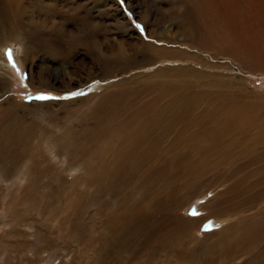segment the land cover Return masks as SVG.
Instances as JSON below:
<instances>
[{
  "label": "rangeland",
  "instance_id": "1",
  "mask_svg": "<svg viewBox=\"0 0 264 264\" xmlns=\"http://www.w3.org/2000/svg\"><path fill=\"white\" fill-rule=\"evenodd\" d=\"M26 2L29 14L26 12L23 23L28 25L27 28L33 29L31 32L35 36L43 33L40 34L42 41L61 40L65 43L64 50L68 56L63 60L55 59L41 47L27 56L34 37H23L22 40L18 33L7 36L1 32L0 264H243L246 258L261 254L264 250L262 237L242 249L232 248L228 252H210L206 243L215 239L218 231H226L235 225L242 216L247 219L255 211L264 210V193H257L260 188H264V143L259 144L262 148L259 147L253 154L247 152L240 156L239 162L224 165L223 170L210 178L199 180L189 191L185 192L183 189L179 196L175 195L173 202L168 199L165 191L160 190L162 177L158 176L152 191L159 192L158 203L166 199L167 205L158 206L161 209L155 206L147 212L149 217L145 221L137 222L124 233H111L104 222L105 217H108L104 214L105 211L117 208L122 202V196H113L107 189L97 194L81 177L87 171L86 165L96 164L98 154L101 153V158L105 159L101 152L105 142L86 144L91 134L89 131L95 128L91 127L95 119L94 108L106 103L103 95L126 89L125 99L118 106L124 116L154 100L156 103L153 111L158 112L162 122L153 133L158 134L169 128L166 141L162 138L159 142L163 147L161 149L173 143L176 147L173 146L171 153L181 156L185 164L199 156L197 143L205 141L203 136L209 131L188 122L189 116L182 118L183 122H180L172 111L162 108L166 102L178 96L194 104L198 121L213 118L217 121V126L221 127L232 121L231 116L235 111L233 108L237 109V105L230 108L219 106L220 92L231 91L251 102L254 99H264V0H238L236 12L239 28L244 29V35L251 32L247 40L243 37L249 47L247 54L238 55L232 50L213 47L207 43L205 45L199 40L189 42L191 46L183 45L180 25L184 23L182 14L186 9L178 0ZM197 23L200 24L201 20ZM166 24L167 30L164 28ZM90 45L107 53H116L122 47L126 53L123 54V64L107 73L103 64H99L88 52ZM156 46L167 47L169 50L183 49L190 60H183V57L170 58L167 55L154 58L150 48ZM137 49L139 51L134 54ZM8 50H11V57ZM229 55H237V62L231 60ZM181 67L195 68L201 74L219 76L221 79L231 80L235 85L229 88L227 84L210 86L192 83L191 88L186 89L181 81L183 72L178 71ZM170 72L175 74L170 75ZM42 75L48 77L46 84H43ZM186 77L198 81V78L190 74ZM168 83L178 86L168 87ZM41 96L47 98L41 99ZM173 106L176 109V104ZM250 110L245 123L247 125L244 124L242 129L240 125H232L224 131L222 136L226 143L240 138L245 130V139L257 135L261 137L259 142L262 143L264 108L253 106ZM194 128L202 129V132L197 133L199 131ZM190 136H194L193 139H189ZM175 141L180 143L179 146ZM161 149L157 152L162 151ZM180 151H183L182 155ZM157 161H162L160 163L164 165L173 159L165 156ZM245 162L248 164L243 165ZM172 168L167 164L165 173L170 178L175 176L176 184L188 180V176L178 173L180 169ZM171 170L175 173L172 174ZM135 178L138 181L136 186H140L139 176ZM116 179L121 192L132 193L135 180L126 183L119 177ZM242 180L251 181L252 188L249 191L252 193H244L239 201L238 197L230 199L234 202L228 200L225 203L223 199L220 209L208 204L215 194L217 196V193L225 192L226 187L228 191L221 197L232 196L240 191ZM90 192L91 199L84 201ZM138 195L137 193L136 196ZM244 198L248 203L247 207L241 205L243 209L240 211V207H237V211L234 203L241 202ZM106 200L107 205L102 202ZM117 200L120 201L116 204ZM81 201L85 203L80 204ZM177 205L181 207L178 212ZM251 205H256L257 209ZM243 210L248 212L243 214ZM184 216L191 219V223L196 216L202 217L199 223L191 224L194 227L180 232L187 228L181 227L183 222L180 220ZM77 224L81 226L78 230L75 229ZM263 233L264 230L259 236ZM235 239L234 236L232 240Z\"/></svg>",
  "mask_w": 264,
  "mask_h": 264
},
{
  "label": "bare ground",
  "instance_id": "2",
  "mask_svg": "<svg viewBox=\"0 0 264 264\" xmlns=\"http://www.w3.org/2000/svg\"><path fill=\"white\" fill-rule=\"evenodd\" d=\"M26 1L27 0H0V36H1V32H4V34H6L7 36L12 35L13 33L14 34L18 33L20 39L22 40H24L23 37L27 38L28 36L29 37L32 36L35 38L33 39L35 41L32 40L33 43H31V46L27 50L28 51L27 56L32 55V52H34L36 48L39 49L41 47L43 49H46L48 55L51 54V56L55 59H59V60L66 59L68 56V53H66L64 50L65 43L63 44L61 40H58V39L50 40V42L49 41L46 42L45 40L42 41L40 38V34H43V33H40L39 36H35V34L31 32L33 31V29L27 28L28 25L23 23V19L27 15L28 7H29V5L27 4L28 2ZM178 1H180V3L182 4V7L183 8L185 7L186 9V12L182 14L183 18L185 19L184 23L180 25L182 35L179 34L180 36H183V39L181 40V43L183 45L191 46L189 42H192V41L196 42L197 40H199L200 42H203L205 45L207 43L213 47H220L222 49L232 50L237 55L247 54V49L249 47L248 45L245 44V41L250 36L248 34H250L251 32L248 33L247 35H244L245 34L244 29L239 28V23L237 22L238 15L236 12V6L238 3V0H178ZM242 18H243L242 20L245 22V18L244 17ZM199 20H201L200 24L197 23ZM246 22H247L246 25H248L249 21L247 20ZM244 25L245 24H243V26ZM167 26H168L167 24L164 25V28L166 30L168 28ZM160 34L162 35V33ZM244 36L246 37V40L243 39ZM90 42L91 41L89 40L88 43ZM20 44H23V43L20 42ZM146 47L147 46L145 45V48ZM48 48L50 49L48 50ZM204 48H206V46ZM89 49L90 50L88 52L94 57L95 60H98L99 64H103L104 71H106L107 73L112 72L117 67H119L121 64H123L122 61L125 59L123 57V54H126V53L125 51H123L122 47L119 49V51L117 52L115 51L116 53H113V52L107 53L104 51L102 52V50L100 51L98 48L97 49L93 48L92 45L89 46ZM150 50L151 52H153L154 58L157 56L158 57L162 56L163 58V57H166L167 55V57H170V58L175 57L176 59L178 57V59H180L179 57H183L182 59L186 60L190 57L188 54L184 53L183 49L182 50H175V49L169 50L167 49V47L156 46L153 49L150 48ZM138 51L139 49L135 50L134 54H137ZM237 55L236 56L229 55L228 57H231V60L233 59L234 61L237 62V59H238ZM222 57H224V55ZM192 61H194V59H192ZM179 70L183 72L182 74L184 77L181 79V81H183L186 89H190L192 83L193 84L205 83L210 86H214V85L220 86L221 84L222 85L227 84L229 88H233L235 85L234 83L231 82V80L221 79V77L219 76L201 74L198 72L199 70L195 68L192 69V68H187V67H181L180 69H178V71ZM174 71H177V70H174ZM172 74H175V72L174 73L170 72V75ZM188 74L192 75L195 78H198V81L196 79H194L193 81L189 80L186 77ZM32 77L34 78L35 76H32ZM42 78L44 81L43 84H46V82H48V79H47L48 77L42 75ZM168 84H170L168 85V87L178 86V84H174V83H168ZM124 91H126V89H124L123 92L119 91V92H115L112 94L109 93L106 96L103 95V99L106 100V103L98 104L94 108L95 119L91 127H95V128L89 131L91 132V134L87 138L86 144H92V143H103L104 144L105 142V147L103 148V150H101L105 159L101 158V153L98 154L97 155L98 157L96 158V161H95L96 164L86 165L87 166L86 173L89 175H86L85 173V175L81 177L83 181H85L88 185L94 188L97 194H99L101 190L107 189L109 194L113 196H118V195L122 196L121 197L122 202L117 205V208L113 210H111L112 209L111 208L109 212L105 211L104 213L108 215L107 218L105 217L104 222H106V228L111 233L116 232V231H121L123 233L126 231L128 232L129 229L132 228V226L135 225L137 222L139 223L140 221L141 222L145 221L147 217H149V215H147V212H149V210H153L155 206H157V209H161L159 208L161 205L162 206L167 205L168 202H166V199H163V198H162L163 200L161 201V203H158L159 198H160L159 192L152 191L154 185L157 182V179L160 176L162 177L161 178L162 186L160 190L165 191L167 193L166 196H168V199L171 200V202H173L174 201L173 198L175 197V195L177 194L179 196L183 189L185 190V192L189 191V189H191L199 180L202 181L204 180V178H210L212 175L223 170L222 166L224 165H227V164L231 165L234 162L235 163L239 162L240 156L246 155L247 152H249L250 154H253L259 147L262 148V146H258V145L264 143V139L261 141L262 143L259 142L261 137L259 138L256 134H255L256 136L254 137H251V138L249 137L250 139H245L247 135V130H245L242 133V136L240 138H237L233 141L228 140V143H226L223 140V136H222L223 134H225L224 131L232 125H237V126L240 125L242 129L244 127V124L247 123L248 117L250 116L251 107L259 106L261 109L264 108L263 98L256 99V100L254 99L251 102L248 99L246 100L244 96L234 94L231 91L220 92L221 93V101H220L221 104L219 106H222L224 108H227V107L230 108L234 105H237L236 106L237 109L233 108L235 111L231 116L232 121H228L227 123H225L223 126L220 127V126H217V121L213 118H205L204 122L198 121L199 117L198 115L195 116L194 104L189 103L188 101L181 99L178 96H175L172 98L171 101L166 102L165 103L166 105H164L162 108H166L167 110L169 109L170 111H172L174 115L179 118L180 122H183V120H181L182 118L189 116L190 118L188 122H191L197 128H203V129H206L205 131H209V133L203 136L205 138V141H200V143H197V148L200 151L199 156L197 155L198 156L197 158L195 159L192 158L193 160L192 162L185 164L181 156L176 155L177 153H171V151L174 149L173 143L172 144L169 143V146L167 147V148L170 147L169 149L167 148H164L163 150L161 149L163 147H162V144H160L159 142H161L160 140L162 138L165 139V137H167V134L170 130L169 128L168 129L166 128V131H162L158 134L153 133V130L154 131L157 130L156 128H158L159 124L162 122V119H160L161 117L159 116L158 112L153 111V108H155L154 104L156 102L154 100H151L147 103H144L140 105L132 113L129 112L124 116V112H122L121 110H118L119 108L118 106H120L123 100L125 99L124 96L126 95V92ZM217 92H219V89L217 90ZM246 101H248L249 103ZM174 104H176L175 106L176 109H174V106H173ZM109 110L115 113L119 111L120 113L111 114ZM170 118H163V119H170ZM185 120H184V123H187L185 122ZM2 125L3 124H1V126ZM169 125H170V122H169ZM196 129L194 128V130ZM197 130L199 131L197 133L202 132L201 131L202 129L201 130L197 129ZM192 137L194 136H190L189 139H193ZM186 139L188 138L186 137ZM106 140H108V142ZM110 141H112L113 143H111ZM110 143L112 144V146ZM176 144L178 145L180 143H176ZM177 148H175V150ZM160 149L162 151L157 152ZM165 152L166 154H164ZM182 152L180 153L181 155H182ZM93 153H94V150H93ZM192 153H195V152H192ZM165 156L170 157V160L173 159V161L167 162L164 165L160 163L162 161L160 162L157 161L159 159L164 158ZM167 164L171 165L173 168L180 169V172L178 173L188 176V180L186 179L181 184H176L175 182L176 177L174 176L170 178L171 176L165 173V167L167 166ZM246 164H248V162L247 163L245 162L243 165H246ZM162 170H163V173L161 174ZM140 172H142V174ZM158 173L160 175H158ZM171 173L174 174L175 172L171 170ZM138 176L141 182L140 186H136L138 181L136 180L135 177H138ZM116 177H119L123 182L126 181V183H130L133 180H135L136 183L133 185L134 190H132V193L127 192V191H124L125 193L121 192L117 184ZM24 178H26V176ZM239 183L240 182L238 181L237 186H239ZM240 184H241V188H240V191H238L237 193H234L232 196L221 197L223 193L228 191V187H226L225 192L217 193V196L215 194V196L212 197L213 199L211 198L212 200L208 204L211 206L213 205L216 208L218 206L219 208L220 207L219 205L222 204L223 199H225L224 202L226 203V201L228 202V200L234 199L237 197H238L237 198L238 200L239 197L243 195L244 193H252L251 191H249L252 188V183L250 180L248 181L242 180ZM137 187H139L140 189H137ZM260 189L259 191H257V193L259 195L261 194L263 195L264 188L263 190L261 189L262 191ZM137 193L139 194L138 196H136ZM91 196H92V193L91 192L88 193L86 197L84 198L85 199L84 201H87V198L91 199ZM260 197L262 198V196ZM84 201H81L80 204L85 203ZM119 201L120 200H117L116 204ZM230 201H233V200H230ZM102 202L105 205L108 204V200L102 201ZM234 204H236L235 205L236 210H237V207H240L241 205L246 206V207L248 205V203L246 202V198H244L241 202H237ZM180 206L183 207L182 204ZM180 206L177 205V212L179 208L181 209ZM252 207L256 208V205ZM242 209L243 207H240L239 210L241 211ZM246 212L248 211L243 210L242 213L244 214ZM200 217L202 216H196V218H194V220L192 221L193 225L199 223V221L201 220ZM148 220H151V218H149ZM180 221L183 222L181 227H187L186 229L185 228L181 229L180 232L184 230H189L192 227H194V226H191L192 224L191 219H189L188 217L185 218L184 216V219ZM79 227L81 226L77 224L75 229L78 230ZM263 230H264V210L262 209L259 211H255L247 219L243 218L242 216V218L235 225L229 227V229H227L226 231H220V232L218 231L216 233L217 234L216 237L214 236L216 234L213 235L215 239L211 240L210 242H207L206 246L210 252L214 251L216 253L218 251L228 252L232 250V248H237V247H239L238 249H242L243 247L249 244H252L254 241H256V239L258 240L261 237L264 238V233L262 236H259ZM233 231H238V232H233ZM208 236L209 235L207 234V237ZM234 236L236 237V239L232 240ZM105 258H107V256ZM244 263L245 264H264V250L257 257L246 258L243 264Z\"/></svg>",
  "mask_w": 264,
  "mask_h": 264
},
{
  "label": "snow or ice",
  "instance_id": "3",
  "mask_svg": "<svg viewBox=\"0 0 264 264\" xmlns=\"http://www.w3.org/2000/svg\"><path fill=\"white\" fill-rule=\"evenodd\" d=\"M8 55H9V57H11V50H8ZM73 95H76V94H73ZM40 98L43 99V98H47V97L41 96Z\"/></svg>",
  "mask_w": 264,
  "mask_h": 264
}]
</instances>
